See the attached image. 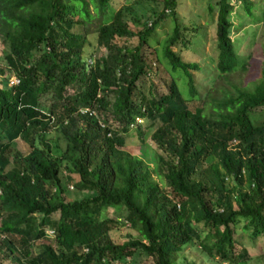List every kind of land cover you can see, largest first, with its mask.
Segmentation results:
<instances>
[{"label":"trees","instance_id":"obj_1","mask_svg":"<svg viewBox=\"0 0 264 264\" xmlns=\"http://www.w3.org/2000/svg\"><path fill=\"white\" fill-rule=\"evenodd\" d=\"M153 1L175 8L176 0ZM237 1L252 15L251 0L217 1L215 68L222 75L239 64L231 37ZM109 2L0 0L3 58L20 78L0 85V264H119L137 250L152 264H176L195 240L217 264H246L249 254L234 253L233 235L243 220L253 238L264 236V64L252 89L236 88L214 113L192 109L188 101L198 92L191 71L198 65L172 50L181 34L176 22L163 54L171 70L184 73L189 98L173 78L166 93L146 92L152 67L142 47L154 27L133 30L121 9L105 21ZM164 17L162 10L152 23ZM92 31L104 55L88 52ZM133 38L137 44L130 47ZM82 107L95 109L106 126L81 114ZM256 110L263 113L260 122L250 116ZM137 117L154 128L150 138L165 154H154V167L124 148L131 135L144 142L146 129L130 128ZM53 131L59 144L48 140ZM16 140L28 146L26 154L14 149ZM63 169L78 176L74 188L95 193L67 200ZM119 206L126 209L120 222L139 237L116 243L110 235L116 219L103 212ZM46 229L54 232V246L44 243L33 253L31 232L39 239Z\"/></svg>","mask_w":264,"mask_h":264},{"label":"rangeland","instance_id":"obj_2","mask_svg":"<svg viewBox=\"0 0 264 264\" xmlns=\"http://www.w3.org/2000/svg\"><path fill=\"white\" fill-rule=\"evenodd\" d=\"M93 2V0H90ZM218 0H176L174 10L163 7L162 2H154L153 0H110L105 9L104 19L110 21L113 13L117 9H121L124 19L130 27L137 31L147 24L153 25V31L147 39V43L143 45L142 51L144 57L150 63L152 70L147 79H144L143 86L146 92L152 87L155 88L157 94L167 92V85L173 78L184 98H189L188 86L186 85V77L181 70H171L166 57L164 56V47L167 40L173 32L175 23L178 22L181 28V34L178 42L173 45L172 50L178 54L183 61L194 62L198 65V70H192L191 74L196 83L197 97L188 101L189 107H203L206 114L214 113V107L235 94L236 88L252 89L254 85L261 79V71L264 64V0H251L252 15H248L239 1L235 2L231 14L233 22L231 37L234 41V47L238 56V67L230 73L219 74L215 68L218 48L216 40V15ZM164 11L165 16L154 25L153 18ZM173 11L175 12L173 15ZM134 19L136 22H134ZM93 26V25H92ZM75 32H84L82 26H75ZM90 45L88 52L95 53L96 56L105 54V50L97 47L95 34L93 31L88 34ZM186 39V40H185ZM137 44V39H131L127 45L133 47ZM87 48V45H86ZM8 50L7 43L0 36V85L8 84L7 77L12 73L6 68L4 53ZM7 79V80H6ZM47 105V104H46ZM253 121L260 122L263 119V113L256 110L250 113ZM100 117L111 122V126H115V121L111 119L109 112L102 110ZM149 122L143 120L140 124L145 130L144 142L139 143L135 136L127 138L126 150L133 155L139 156L145 160L151 167H154L153 156L155 153L165 155L151 140L150 135L154 128H149ZM134 135V134H133ZM48 140L55 144H59L56 133L50 132ZM61 146L64 144L61 142ZM14 149L26 154L29 151L28 146L20 140H16L13 144ZM57 155V154H55ZM153 177L159 182L165 191L168 188L164 182L157 176ZM68 178V179H67ZM76 174H70L63 169L62 186L65 188V197L67 200H75L83 197L92 196L94 191H80L74 188L77 181ZM126 209L123 206L109 207L103 212V215L113 217L116 223L111 225L110 235L114 242L121 243L128 236L139 237L136 231H133L128 225L120 222L124 219ZM40 215L37 214V217ZM36 217V218H37ZM57 215H53V218ZM244 221L236 225L234 232V253L237 255L241 249H246L249 254V260L246 264H264V236L253 238L251 230L245 228ZM198 231L202 233V238L206 232H203L202 225H196ZM49 230V229H48ZM27 231V230H25ZM32 252L37 253L44 243L54 246L53 236L45 230V236L36 239L32 233ZM129 261V262H128ZM217 264V258L206 254L199 246L198 240L187 244L179 252L176 264ZM153 261L146 253L137 250L132 258L119 264H152ZM230 262H225L228 264ZM8 264V262H4ZM10 264V263H9Z\"/></svg>","mask_w":264,"mask_h":264},{"label":"built area","instance_id":"obj_3","mask_svg":"<svg viewBox=\"0 0 264 264\" xmlns=\"http://www.w3.org/2000/svg\"><path fill=\"white\" fill-rule=\"evenodd\" d=\"M93 62H94V59H93V58L89 59V61H88V63H89L90 65H92ZM19 82H20V78H19L18 76L14 75V74H12V76H10V77L8 78V86H14V85H17ZM79 112H80L81 114H86V115H88V116H90V117H96L97 120H98V124H99L101 127H105V126H106L105 123H104V121L101 120V119L98 117V114H97V112H96L95 109L90 108V107H82V108H80ZM142 122H143V119L137 117V118L135 119V122H133V123L130 124V128H131V129H134L137 125H140ZM178 207H179V205H178ZM119 220H121V219H119ZM125 224L129 226V223L126 222V221H125ZM47 232H48L50 235H52V236L54 235V232H53L52 229L47 230Z\"/></svg>","mask_w":264,"mask_h":264}]
</instances>
